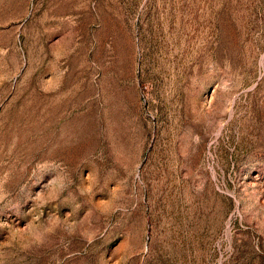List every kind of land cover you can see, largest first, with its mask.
<instances>
[{"label": "rangeland", "instance_id": "1", "mask_svg": "<svg viewBox=\"0 0 264 264\" xmlns=\"http://www.w3.org/2000/svg\"><path fill=\"white\" fill-rule=\"evenodd\" d=\"M0 264H264V0H0Z\"/></svg>", "mask_w": 264, "mask_h": 264}]
</instances>
